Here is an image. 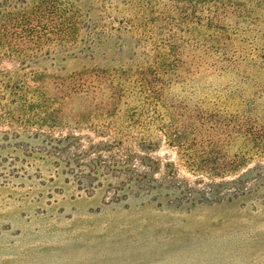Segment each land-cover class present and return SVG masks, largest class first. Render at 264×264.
<instances>
[{
    "label": "rangeland",
    "instance_id": "rangeland-1",
    "mask_svg": "<svg viewBox=\"0 0 264 264\" xmlns=\"http://www.w3.org/2000/svg\"><path fill=\"white\" fill-rule=\"evenodd\" d=\"M7 1L0 264H264V0Z\"/></svg>",
    "mask_w": 264,
    "mask_h": 264
},
{
    "label": "trees",
    "instance_id": "trees-1",
    "mask_svg": "<svg viewBox=\"0 0 264 264\" xmlns=\"http://www.w3.org/2000/svg\"><path fill=\"white\" fill-rule=\"evenodd\" d=\"M17 1L19 4H24V0ZM54 8H56L55 4L48 3L41 5V7L38 6L33 12H29L27 10H19L14 5H11L9 8L7 0H0V49L12 50L14 47L12 40L16 36L23 38L25 35L31 37L35 34V25L32 21L39 23L42 19H46L48 22H56L57 27L49 29V35H52L53 31L58 32L59 35L73 34L75 31L73 26L67 27L65 24L67 17L72 16L73 13L70 12L67 14L66 9L60 11V7L58 9ZM29 21L32 23H28ZM58 22L60 24H57Z\"/></svg>",
    "mask_w": 264,
    "mask_h": 264
}]
</instances>
